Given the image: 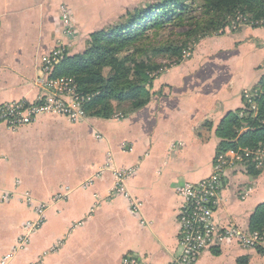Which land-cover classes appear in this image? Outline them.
I'll return each instance as SVG.
<instances>
[{"label":"crops","instance_id":"0c3cea01","mask_svg":"<svg viewBox=\"0 0 264 264\" xmlns=\"http://www.w3.org/2000/svg\"><path fill=\"white\" fill-rule=\"evenodd\" d=\"M63 4L79 32L70 55L134 8L127 0H0V107L38 100ZM261 42L258 29L200 41L156 77L150 103L126 117L74 123L50 115L15 130L0 123V264H169L179 257L185 201L177 190L212 176L218 126L244 108L242 93L264 73ZM127 169L138 213L113 195L114 170ZM263 202L264 172L228 169L214 220L250 233V216ZM42 205L45 219L29 234L26 224ZM195 264H264V253L225 241Z\"/></svg>","mask_w":264,"mask_h":264},{"label":"trees","instance_id":"16d2710c","mask_svg":"<svg viewBox=\"0 0 264 264\" xmlns=\"http://www.w3.org/2000/svg\"><path fill=\"white\" fill-rule=\"evenodd\" d=\"M199 7H207L208 15L197 22L196 29L189 34L223 35L224 20L238 10L253 16L254 20L264 19V0H153L128 9L118 22L92 33L85 51L75 55L68 53L55 65L54 76L74 78L85 95L98 93L86 108L90 117L110 119L119 113L125 117L133 114L146 107L153 95L155 74L161 68L153 58L162 53L173 55L177 60L174 65H178L189 44L172 43L167 48H151L145 55L148 51L145 47L149 46L143 41L152 31L192 20ZM139 56L145 59L140 60ZM256 87L261 90L257 114L254 116L243 108L225 116L216 130L220 140L217 156L239 149L264 148V75ZM123 102L128 103V110L121 106ZM248 172L261 173L256 169ZM248 230L264 231V202L250 216ZM258 251L263 254L264 248Z\"/></svg>","mask_w":264,"mask_h":264},{"label":"built area","instance_id":"2783aa9c","mask_svg":"<svg viewBox=\"0 0 264 264\" xmlns=\"http://www.w3.org/2000/svg\"><path fill=\"white\" fill-rule=\"evenodd\" d=\"M61 36L68 43L59 40V44L51 53L44 57L43 68L38 85L41 89L40 96L35 102L18 101L0 107V123L9 129H18L35 123L42 116H60L71 122H80L87 118V106L97 97L98 93L85 95L81 93L77 81L72 77H55L54 68L68 55L74 40L79 32L75 25L73 14L65 4L60 8ZM252 91H245L244 102L249 104L255 97ZM256 158L250 162L251 167L264 164V149H241L228 151L216 157L213 174L199 183H186L177 190L178 195L185 201L181 215L180 246L181 255L169 264H195L200 254L225 241H237L245 247H264V232L241 231L236 224L228 222L219 225L214 220L215 208L219 203L222 188V178L226 171L238 166L242 160H247L251 154ZM261 153V160L259 155ZM133 169L114 170L116 178L113 195L123 196L129 201V206L134 213H138L141 204L131 198L127 190V180L132 175ZM46 206L37 209L36 217L27 222L25 229L29 234L37 231L45 219ZM28 243L25 237L22 247ZM126 264H134L125 260Z\"/></svg>","mask_w":264,"mask_h":264},{"label":"rangeland","instance_id":"374dc122","mask_svg":"<svg viewBox=\"0 0 264 264\" xmlns=\"http://www.w3.org/2000/svg\"><path fill=\"white\" fill-rule=\"evenodd\" d=\"M151 1H153V0H127V2L131 6H134V7L144 6L148 2H151ZM207 15H208V8L207 7H199L193 13V17H192L193 19L190 21H186L183 25L175 23L172 26L166 27L165 29L157 30L154 32L152 31L151 33H149L148 39L147 40L145 39L143 41L144 44L149 46V48L145 47V49H148V51L145 53V55L149 53V50L151 48H160V47L161 48H167L169 46V44H172V43L181 46V44H183L185 42H189L188 47L186 49H184V51L182 52L181 61H184V59H188L190 57V55L192 54V49L200 41L208 38L206 33H202L201 35L200 34H193V33L189 34V32H191V30L196 29L197 24H198L197 22L204 20L205 16H207ZM119 19H118V21H119ZM224 24H225V28L223 30H224V33H226V34H241L242 31L249 30V29L262 30L264 33V19L254 20L253 16L246 14V13L242 12L241 10H238L234 14L229 15L224 20ZM106 28H108V27H106ZM63 39H64L63 36H61V34H60V40H63ZM65 41H66L65 43H68L67 39H65ZM74 42H75V40L69 46H72ZM58 44L59 43H57V45ZM144 44H143V46H144ZM160 44H161V46H160ZM75 45H76V43H75ZM75 45H73V47ZM259 46H261L264 49V42H261V45H259ZM139 58H140V60L145 59L144 56H141V57L139 56ZM153 60L155 63H157L158 65L161 66V68L159 69L157 74H155V75H157V77L160 76L162 73L166 72L177 61L175 56L167 55L165 53H162V54H159L158 56H155L153 58ZM263 75H264V73H263ZM245 91H252V93L254 94V96H253V97H255L254 101L249 103V104L244 102V108H247L246 111L248 113L250 112L251 114H253L255 116L257 114V111H258L257 99L261 96V90L259 88H257L256 86L254 88H251V89H246L242 93L243 99H244ZM121 106H123V108L125 110L129 109V105L127 102H123V104H121ZM119 114H122V113H119ZM247 149L257 151V149H259V148H256V149L247 148ZM261 149H264V148H261ZM239 150H241V149H239ZM255 158H256L255 154L252 153L251 156L248 157L247 160L240 161L238 166L240 165L242 168L244 167L247 171L250 169H256L259 172H264V164L259 165L258 167H251L250 162H253V159H255ZM259 160H261V153L259 155ZM255 232L262 233L264 231H255Z\"/></svg>","mask_w":264,"mask_h":264}]
</instances>
